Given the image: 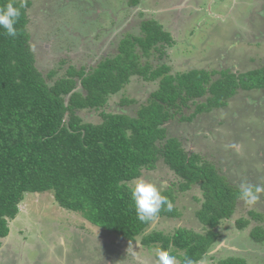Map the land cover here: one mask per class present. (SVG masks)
<instances>
[{"label": "trees", "instance_id": "1", "mask_svg": "<svg viewBox=\"0 0 264 264\" xmlns=\"http://www.w3.org/2000/svg\"><path fill=\"white\" fill-rule=\"evenodd\" d=\"M7 2L0 0V6ZM21 3L14 0L16 7ZM24 4L15 25L17 37L4 35L0 28V240L7 237L8 223L16 217L25 193L50 192L58 207L82 215L95 227L126 241L139 238L146 248H163L175 256L177 252L181 264L185 256L200 262L218 242L215 229L232 216L238 189L213 164L168 137L166 126L175 112L190 106L194 110L184 116L187 121L224 107L239 90L264 89V69L241 74L220 71L216 80L215 71L170 74V67L161 62L166 56L162 47H170L172 39L156 21L147 20L141 25L143 37L124 36L116 54L90 72L70 68L53 78L56 72L42 75L35 66L26 28L29 3ZM154 53L160 62L155 68L149 60ZM132 77L157 82L156 90L133 116L104 112L109 98ZM129 103L120 101L121 106ZM81 111L97 112L100 122L84 120ZM159 160L178 179L180 192L199 189L201 202L195 216L204 234L183 228L170 235L146 233L151 223L136 218L134 186L128 183L143 170H153ZM162 194L173 203L170 190ZM175 216L172 207L162 209L159 218ZM247 224L244 219L236 222L239 229ZM250 237L264 241V229L253 228ZM215 264L246 262L228 257Z\"/></svg>", "mask_w": 264, "mask_h": 264}, {"label": "rangeland", "instance_id": "2", "mask_svg": "<svg viewBox=\"0 0 264 264\" xmlns=\"http://www.w3.org/2000/svg\"><path fill=\"white\" fill-rule=\"evenodd\" d=\"M15 1L29 3V46L42 75L56 72V78L70 68L90 72L116 54L124 36L143 37L141 25L147 20L156 21L173 40L172 47H162L167 56L161 63L170 67V74L215 71L212 79L216 80L220 71L241 74L264 69V0ZM154 57L149 59L153 68L160 63L157 53ZM156 86L157 82L132 77L109 98L103 111L133 116ZM121 99L132 103L121 106ZM193 110L190 106L175 112L166 126L167 136L176 138L186 152L213 164L238 190L241 183L264 186V89L239 90L224 107L185 120ZM79 115L100 122L97 112L81 111ZM138 179L157 185L166 180L165 190L173 195L177 211L174 218L151 223L146 233L170 235L183 228L204 234L195 216L201 202L196 186L180 192L178 179L161 160L153 170H143ZM138 179L128 185L134 186ZM239 219L248 224L239 229ZM8 225L7 237L0 240V264H156V248L141 246L139 238L126 241L91 225L82 215L58 207L50 192L25 193ZM255 227L264 229V194L253 207L237 201L232 216L215 229L217 243L223 242V247L211 254L216 243L198 264H215L228 257L264 264V241L250 237Z\"/></svg>", "mask_w": 264, "mask_h": 264}, {"label": "clouds", "instance_id": "3", "mask_svg": "<svg viewBox=\"0 0 264 264\" xmlns=\"http://www.w3.org/2000/svg\"><path fill=\"white\" fill-rule=\"evenodd\" d=\"M23 7H25L23 2L19 7L14 6V0H9V2L0 6V28L4 30V35L13 39L17 37L18 30L15 25L19 21ZM233 147L236 146L233 145ZM167 187L168 182L166 180L161 181L159 185L143 179H138L135 182L134 187L131 189V199L134 202L136 218L141 223H155L159 220L162 209L165 211L172 210V203L167 196L162 194ZM261 194H264V186L241 183L236 196L246 206L253 207L258 203ZM60 243H64L62 238ZM217 244L218 247L211 252L213 255L223 247V242ZM154 252L156 264H181V261L166 249L158 247L154 249ZM182 264H198V262L185 256Z\"/></svg>", "mask_w": 264, "mask_h": 264}, {"label": "crops", "instance_id": "4", "mask_svg": "<svg viewBox=\"0 0 264 264\" xmlns=\"http://www.w3.org/2000/svg\"><path fill=\"white\" fill-rule=\"evenodd\" d=\"M159 26H160V25H159ZM172 41H173V40H172ZM172 46H173V45H171L170 47H172ZM170 47H169V48H170ZM165 54H166V56H167V53H166V52H165ZM164 58H165V57H164ZM164 58H163V59H164Z\"/></svg>", "mask_w": 264, "mask_h": 264}]
</instances>
